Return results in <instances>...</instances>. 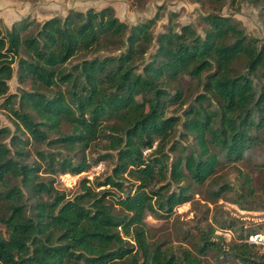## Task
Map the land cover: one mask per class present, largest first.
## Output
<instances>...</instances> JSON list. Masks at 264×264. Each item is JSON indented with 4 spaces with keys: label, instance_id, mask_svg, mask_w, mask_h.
I'll list each match as a JSON object with an SVG mask.
<instances>
[{
    "label": "trees",
    "instance_id": "16d2710c",
    "mask_svg": "<svg viewBox=\"0 0 264 264\" xmlns=\"http://www.w3.org/2000/svg\"><path fill=\"white\" fill-rule=\"evenodd\" d=\"M250 1L264 20V0ZM156 21L128 23L111 4L0 19V108L14 124L0 125V264H264L244 237L224 243L207 224L158 239L145 219L169 218L264 145V39L216 10ZM14 75L28 87L9 91ZM64 173H83L80 191L56 186Z\"/></svg>",
    "mask_w": 264,
    "mask_h": 264
},
{
    "label": "rangeland",
    "instance_id": "374dc122",
    "mask_svg": "<svg viewBox=\"0 0 264 264\" xmlns=\"http://www.w3.org/2000/svg\"><path fill=\"white\" fill-rule=\"evenodd\" d=\"M106 4H111L115 14L128 23L156 15L155 32L173 22H194L197 25L200 14L216 10L236 17L247 33L264 39V20L259 15L258 6L250 0H236L234 3L222 0L218 6L209 2L202 4L195 0H0V19L3 27L10 26L14 20L25 16L35 17L36 24L52 15H64L69 8L85 10L90 6L100 8ZM197 28L203 32L200 26ZM80 57L81 54H78L71 60L77 61ZM186 83V77H182L183 86ZM8 85L9 91L12 92L19 91L20 87H28L27 83L19 82L16 75L8 80ZM198 90L199 87H194L192 93L187 92L188 100H191ZM185 106L186 104L183 105ZM179 109L176 114L181 113ZM0 125L14 128L11 113L7 108H0ZM108 171L109 166L105 173ZM83 173L91 179L89 170ZM83 173L75 180L68 181L59 175L56 186L71 196L80 191ZM216 176L212 182L208 178L203 184H195L192 199L177 204L169 218L147 214L145 219L152 226L154 236L161 239L173 235L174 239H178L180 230L189 229L195 232L198 227H206L209 224L212 227V237H217L224 243L244 237L254 242V251L264 257V145L256 146L248 159L245 157L223 164L217 169ZM246 177L250 179L249 186L245 185ZM90 182L92 183V180ZM222 183L227 184L229 188L215 197L209 191L210 187L217 189Z\"/></svg>",
    "mask_w": 264,
    "mask_h": 264
},
{
    "label": "built area",
    "instance_id": "2783aa9c",
    "mask_svg": "<svg viewBox=\"0 0 264 264\" xmlns=\"http://www.w3.org/2000/svg\"><path fill=\"white\" fill-rule=\"evenodd\" d=\"M103 169H104L103 163H99V164L91 166V168L89 169V172L91 173L90 177L92 178L95 174L101 173L103 171ZM78 177H79V174H70V173L61 174V178L65 181H68L71 179L75 180Z\"/></svg>",
    "mask_w": 264,
    "mask_h": 264
},
{
    "label": "water",
    "instance_id": "95a60500",
    "mask_svg": "<svg viewBox=\"0 0 264 264\" xmlns=\"http://www.w3.org/2000/svg\"><path fill=\"white\" fill-rule=\"evenodd\" d=\"M260 238V237H259Z\"/></svg>",
    "mask_w": 264,
    "mask_h": 264
}]
</instances>
